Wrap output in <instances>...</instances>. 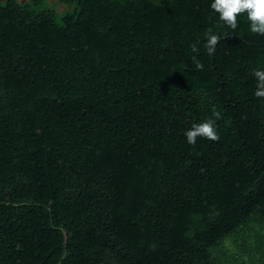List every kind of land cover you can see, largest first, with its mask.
<instances>
[{
    "label": "trees",
    "instance_id": "16d2710c",
    "mask_svg": "<svg viewBox=\"0 0 264 264\" xmlns=\"http://www.w3.org/2000/svg\"><path fill=\"white\" fill-rule=\"evenodd\" d=\"M59 2L0 3V264H264V36L211 0Z\"/></svg>",
    "mask_w": 264,
    "mask_h": 264
},
{
    "label": "clouds",
    "instance_id": "9594fccd",
    "mask_svg": "<svg viewBox=\"0 0 264 264\" xmlns=\"http://www.w3.org/2000/svg\"><path fill=\"white\" fill-rule=\"evenodd\" d=\"M210 8L218 14L220 21L233 29L238 27V20L241 16L246 17L249 30L252 33L264 36V0H211ZM206 37L207 51L212 53L215 51L220 36L209 31ZM191 47L193 52L198 51L195 44ZM192 59L197 69L203 68V64L195 56ZM252 75L256 79L254 95L258 98H264V67L253 69ZM220 117L221 113L213 107L211 116L198 123L193 122L191 127L184 132L187 142L195 144L198 137L213 141L218 140L219 132L216 121Z\"/></svg>",
    "mask_w": 264,
    "mask_h": 264
},
{
    "label": "rangeland",
    "instance_id": "374dc122",
    "mask_svg": "<svg viewBox=\"0 0 264 264\" xmlns=\"http://www.w3.org/2000/svg\"><path fill=\"white\" fill-rule=\"evenodd\" d=\"M20 1H28V0H20ZM51 7H54L58 12H62L66 10L67 7L60 4L59 0H47ZM230 245V243H228Z\"/></svg>",
    "mask_w": 264,
    "mask_h": 264
},
{
    "label": "flooded vegetation",
    "instance_id": "af4514ba",
    "mask_svg": "<svg viewBox=\"0 0 264 264\" xmlns=\"http://www.w3.org/2000/svg\"><path fill=\"white\" fill-rule=\"evenodd\" d=\"M2 0H0V3H1Z\"/></svg>",
    "mask_w": 264,
    "mask_h": 264
}]
</instances>
